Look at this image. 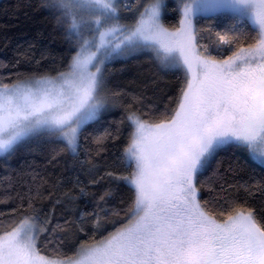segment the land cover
<instances>
[{
    "label": "snow or ice",
    "instance_id": "snow-or-ice-1",
    "mask_svg": "<svg viewBox=\"0 0 264 264\" xmlns=\"http://www.w3.org/2000/svg\"><path fill=\"white\" fill-rule=\"evenodd\" d=\"M173 2L179 21L168 27L165 0H45L44 7L67 25L75 54L55 75L0 79V156L42 136L63 142L75 155L84 127L111 103L109 61L150 53L184 80L174 107L160 118L127 115L132 131L121 160L129 174L107 173L132 192L119 226L81 243L73 255L49 257L38 239L55 229L29 199L31 212L0 226V264H264V217L246 201L215 211L200 199L197 181L228 146L264 164V0ZM122 10H135L131 22H124ZM217 14L232 20L215 33L217 51L226 46L231 52L226 58L198 38L196 21ZM93 223L101 230L102 217L97 214Z\"/></svg>",
    "mask_w": 264,
    "mask_h": 264
},
{
    "label": "trees",
    "instance_id": "trees-1",
    "mask_svg": "<svg viewBox=\"0 0 264 264\" xmlns=\"http://www.w3.org/2000/svg\"><path fill=\"white\" fill-rule=\"evenodd\" d=\"M145 2L141 0V4ZM44 3L0 0V79L5 82L55 75L75 54L66 36L67 25ZM124 3L135 5V0ZM135 10H122L124 22H131ZM163 15L166 26L178 24L173 0L166 3ZM231 23L228 14L196 21L200 42L218 58H226L231 52L226 46L217 51L215 33L227 30ZM242 24L237 27L242 28ZM105 75L111 108L84 127L75 155L63 142L42 136L22 143L10 155L0 156V226L7 228L31 212V199L36 215L48 217L49 229H55L38 239L41 253L49 257L73 255L81 243L93 236L99 239L119 226L131 204L132 192L125 182L107 173L129 174L121 160L132 131L127 115L136 111L145 119L160 118L174 107L184 80L182 72L161 67L150 53L109 61ZM98 136H104L99 144ZM93 179L97 182L92 183ZM197 181L200 199L209 201L215 211L226 207V202L246 201L258 217H264V166L245 151L231 146L220 149ZM115 212L120 215H113ZM97 214L103 219L99 231L93 223Z\"/></svg>",
    "mask_w": 264,
    "mask_h": 264
},
{
    "label": "rangeland",
    "instance_id": "rangeland-1",
    "mask_svg": "<svg viewBox=\"0 0 264 264\" xmlns=\"http://www.w3.org/2000/svg\"><path fill=\"white\" fill-rule=\"evenodd\" d=\"M169 0H165V4L168 2ZM165 9V8H164ZM164 9H162V20H163V22H164ZM116 60V59H115ZM113 61V60H112ZM111 108V106H108L107 108H106V110H104L101 114H103V113H106L109 109ZM100 114V115H101ZM261 165H263L264 166V164H261Z\"/></svg>",
    "mask_w": 264,
    "mask_h": 264
}]
</instances>
